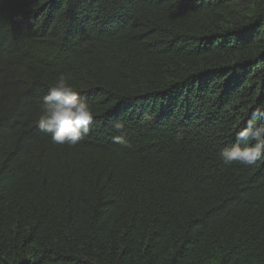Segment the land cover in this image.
Wrapping results in <instances>:
<instances>
[{"label": "trees", "instance_id": "trees-1", "mask_svg": "<svg viewBox=\"0 0 264 264\" xmlns=\"http://www.w3.org/2000/svg\"><path fill=\"white\" fill-rule=\"evenodd\" d=\"M60 73L74 146L36 125ZM257 103L264 0H0V264H264V159L219 156Z\"/></svg>", "mask_w": 264, "mask_h": 264}, {"label": "clouds", "instance_id": "clouds-1", "mask_svg": "<svg viewBox=\"0 0 264 264\" xmlns=\"http://www.w3.org/2000/svg\"><path fill=\"white\" fill-rule=\"evenodd\" d=\"M71 80L72 77L65 73L56 77L47 94L42 97L40 114L36 121L39 130L49 134L52 143L56 145H76L89 134L96 115L92 105ZM112 127L122 133L113 137L114 142L123 148H130L131 143L123 134L125 122L117 119ZM235 136L236 142L223 147L219 152L224 164L252 165L264 159V103H257L252 107L246 124Z\"/></svg>", "mask_w": 264, "mask_h": 264}]
</instances>
